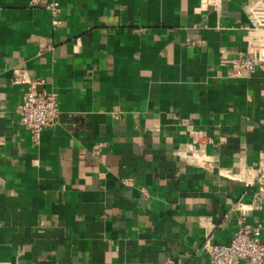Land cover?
Listing matches in <instances>:
<instances>
[{"label": "crops", "instance_id": "crops-1", "mask_svg": "<svg viewBox=\"0 0 264 264\" xmlns=\"http://www.w3.org/2000/svg\"><path fill=\"white\" fill-rule=\"evenodd\" d=\"M251 1L60 0L54 17L0 0V264H210L242 213L264 225V72L221 62ZM31 83L58 96L38 139L16 113Z\"/></svg>", "mask_w": 264, "mask_h": 264}, {"label": "built area", "instance_id": "built-area-1", "mask_svg": "<svg viewBox=\"0 0 264 264\" xmlns=\"http://www.w3.org/2000/svg\"><path fill=\"white\" fill-rule=\"evenodd\" d=\"M37 0H32L35 3ZM46 8L55 17L60 10V0H47ZM248 25L245 27V46L240 53L221 52V62L232 66L235 78L264 72V0H253L247 6ZM57 22V21H55ZM56 93H38L31 83L24 100L16 107L18 122L38 139L45 128L52 127L58 117ZM256 181L264 188V150L257 161ZM264 225L251 224L242 213L238 228L228 243L204 244L210 264H264Z\"/></svg>", "mask_w": 264, "mask_h": 264}]
</instances>
